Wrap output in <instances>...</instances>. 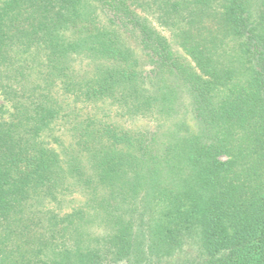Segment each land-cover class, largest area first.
<instances>
[{
    "label": "trees",
    "instance_id": "1",
    "mask_svg": "<svg viewBox=\"0 0 264 264\" xmlns=\"http://www.w3.org/2000/svg\"><path fill=\"white\" fill-rule=\"evenodd\" d=\"M0 93V264H264V0H0Z\"/></svg>",
    "mask_w": 264,
    "mask_h": 264
},
{
    "label": "rangeland",
    "instance_id": "2",
    "mask_svg": "<svg viewBox=\"0 0 264 264\" xmlns=\"http://www.w3.org/2000/svg\"><path fill=\"white\" fill-rule=\"evenodd\" d=\"M154 25L161 31L162 34L167 36L171 41L174 38L172 32L167 29L166 27L160 25L156 20H153ZM145 68H150V63L144 62ZM0 104L2 105V111L0 112V118L10 119L11 115L13 114L14 110L4 96L0 93ZM148 120L143 118H135L130 120H124V125L131 128H140L142 126H145L147 124ZM65 140H68L67 133L64 137ZM51 140V139H50ZM52 141V140H51ZM50 146L57 150H61V146L58 141H52L50 143ZM70 200L67 205L63 208V211H71L72 207L79 205L84 199V196H82L80 193H75L67 198Z\"/></svg>",
    "mask_w": 264,
    "mask_h": 264
}]
</instances>
